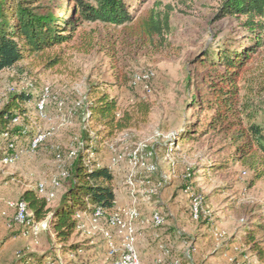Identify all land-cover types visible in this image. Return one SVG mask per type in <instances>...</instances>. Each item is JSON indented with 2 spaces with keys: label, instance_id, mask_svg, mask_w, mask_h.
<instances>
[{
  "label": "rangeland",
  "instance_id": "obj_1",
  "mask_svg": "<svg viewBox=\"0 0 264 264\" xmlns=\"http://www.w3.org/2000/svg\"><path fill=\"white\" fill-rule=\"evenodd\" d=\"M49 2L59 15H70L66 0ZM126 2L134 15L131 22L79 23L70 31V41L50 51L60 54L59 64L47 67L45 58H28L16 64L22 71L13 67L0 72V104L9 92L28 89L39 96L48 90L44 118L36 113L37 98L23 105L16 126L25 133H15L20 153L11 155L16 149L10 150L0 134V205L6 222L0 231V245L6 244L0 261L18 264L27 252L38 254L47 264H112L118 256L122 234L110 228L118 250L109 253L101 231L108 228L105 219L94 221L91 215L81 219L84 227L69 241L79 248L63 254L47 227H41L36 235L22 234V226L11 220L13 208L9 205L19 199L24 188L37 189L41 182L54 193L48 199L54 204L64 181V165L81 144L80 131L85 124L92 125L87 101L95 102L106 92L116 100L118 114L129 111L132 119L127 128L106 138L98 145L99 151L87 158L113 172L114 212L135 228L140 264H163L169 258L187 259L192 264H264V177L253 180L248 168L230 160L233 148L224 133L181 138L209 115L191 106L212 96H205L206 89H201L207 66L200 60L249 44L252 35L242 26L244 17L220 16L223 0ZM167 7L169 30L163 36L140 34L139 21L151 10ZM147 69L154 72L150 94L129 85L133 72ZM244 75L259 82L257 122L264 125V44L247 62ZM144 102L149 104L146 116L136 111L138 103ZM36 132L49 134L30 152L28 142ZM141 148L155 153L146 157ZM136 150L142 153L145 166L131 162ZM53 179L57 185L51 184ZM129 179L134 182L132 188ZM133 209L137 215L131 219ZM155 212L163 219L161 225L152 222ZM250 234L254 243L248 239ZM255 243L263 248V255L250 249ZM164 248L169 250L166 255Z\"/></svg>",
  "mask_w": 264,
  "mask_h": 264
},
{
  "label": "trees",
  "instance_id": "obj_2",
  "mask_svg": "<svg viewBox=\"0 0 264 264\" xmlns=\"http://www.w3.org/2000/svg\"><path fill=\"white\" fill-rule=\"evenodd\" d=\"M66 1L70 7L68 16L56 13L49 0H0V72L13 67L22 71L23 68L16 64L28 58H45L47 67L59 64L60 54H50L51 49L70 41V31L81 22L124 25L134 18L126 0ZM219 9L220 16L244 17L242 26L252 35L249 38L251 42L240 49L223 51L207 56L205 61L200 60L202 65L207 66L201 89H206L205 96H212L191 106H196L200 113L206 110L209 115L199 121L198 128V124L195 125L196 130L183 134L181 138L197 139L208 133L213 136L224 133L227 144L233 148L230 160L248 168L253 180H259L264 177V125L257 122L261 105V100L257 98L260 96L256 93L259 82H253L254 78L244 74L247 62L264 44V0H223ZM169 28L168 7L162 11L151 10L138 23L140 34L148 37L163 36ZM241 79L243 84L240 86ZM37 97L28 89L9 92L0 104V134L5 131L19 136L25 133L23 128L16 126L18 123L11 121L15 115L21 118L23 105ZM86 106L90 112L88 121L92 125L85 124L80 131L81 144L64 165V181L54 204L50 205L48 199L33 188L24 189L19 196L20 200L26 202L36 221L50 214L53 239H56L63 254L79 248V244H69L72 235L80 229L78 212L92 215L99 208L103 213L100 219L105 221L114 212V174L107 166L93 164L87 157L91 152H98V145L106 138L127 128L132 119L129 111L118 114L116 100L106 92L101 93L95 102L88 100ZM136 111L146 116L149 104L138 103ZM92 128L97 130L93 131ZM248 239L255 242L252 234ZM250 249L263 255V248L257 243ZM39 258L38 254L27 252L17 263L31 264V260H36L40 262L38 264H47ZM170 260H164L163 264H170ZM185 261L177 260L176 264H192L187 259Z\"/></svg>",
  "mask_w": 264,
  "mask_h": 264
},
{
  "label": "built area",
  "instance_id": "obj_3",
  "mask_svg": "<svg viewBox=\"0 0 264 264\" xmlns=\"http://www.w3.org/2000/svg\"><path fill=\"white\" fill-rule=\"evenodd\" d=\"M154 72L150 69L147 70H140L133 72L130 76L129 85L135 89V90H142L143 92L150 94L151 92V80L153 79ZM43 92V93H42ZM36 101H35V109L36 113L38 114V117L44 118L45 117V108H46V97L48 96V90L44 89L42 91ZM20 120V116L15 115L12 118V123L17 124ZM24 132V131H23ZM49 132H36L33 133L32 137L30 138L28 142L27 150L30 152H34L37 147L41 144V142L47 137ZM2 138L5 141L7 147L10 150H15L14 153L11 155H16L17 153H20L22 148H17V138L18 136L16 134L10 133L8 131L3 132ZM144 150V154L146 157L153 156L154 151L151 149L141 148V151ZM120 156L113 157L112 161H115ZM7 157L5 158V160ZM134 166H145V162L142 158V153H138V150L134 152V157L131 161ZM62 176H65V170L61 172ZM52 185H57L58 181L56 179H53L51 182ZM129 185L130 188L134 185V182L129 179ZM37 191L40 195H43L46 197V199H49L54 196V193L51 191H48L47 186L44 183H39L37 186ZM131 195H133L132 189H131ZM11 208H13V215L12 220L15 224H18L22 226V234H27L31 232L33 235H36L41 227H47L50 229V214L41 222L36 221L34 219V215L32 211L28 208L26 202L24 200L18 199L14 203H9ZM137 211L133 209L130 212V218L136 217ZM77 216L80 218V224L79 228L84 227V224L81 221V214L78 213ZM103 213L99 208H96V210L92 213L91 217L94 219V221L100 220L102 218ZM152 222L155 225H161L163 222V219L161 215L158 212L153 213L152 215ZM106 224L108 228L101 229L102 234L104 238L106 239V244L108 247L109 253L116 252L118 249L115 245L114 237L110 231V228H116L118 230V233L122 234L121 242H120V251L118 252V256L113 260L112 264H140V258L138 256V252L136 249V246L134 245L135 240V228L131 226V223H126L122 221L121 217L117 212H113L107 219ZM169 252L168 248H164L163 254H167ZM159 261H163L160 259ZM177 260L172 259L170 260V264H176ZM49 262L48 264H50ZM52 264V263H51Z\"/></svg>",
  "mask_w": 264,
  "mask_h": 264
},
{
  "label": "crops",
  "instance_id": "obj_4",
  "mask_svg": "<svg viewBox=\"0 0 264 264\" xmlns=\"http://www.w3.org/2000/svg\"><path fill=\"white\" fill-rule=\"evenodd\" d=\"M28 188H31V187H28ZM24 189H27V188H24ZM80 214L82 215L81 216V219H87L88 217H90V214H86V213H82V212H80ZM5 210L2 208V206L0 205V231H1V229H3L4 227H5ZM10 239V238H9ZM9 239H7V240H9ZM7 240H6V242H7ZM6 248V244H2V245H0V253L2 254L3 252V250ZM0 264H3L2 263V261H0Z\"/></svg>",
  "mask_w": 264,
  "mask_h": 264
}]
</instances>
